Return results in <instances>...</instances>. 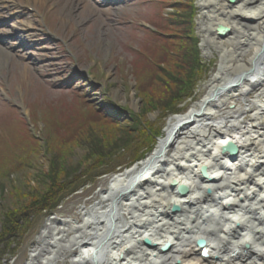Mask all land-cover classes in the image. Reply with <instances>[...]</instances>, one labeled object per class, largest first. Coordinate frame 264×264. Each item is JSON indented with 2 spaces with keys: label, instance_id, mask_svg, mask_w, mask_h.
<instances>
[{
  "label": "rangeland",
  "instance_id": "rangeland-1",
  "mask_svg": "<svg viewBox=\"0 0 264 264\" xmlns=\"http://www.w3.org/2000/svg\"><path fill=\"white\" fill-rule=\"evenodd\" d=\"M109 1L23 0L32 5L37 2L33 6L46 14L53 9L49 17L54 19L51 28L58 39L33 31L23 42L36 45L34 50L10 51L0 60V264L30 262L46 215L52 212L51 218L62 222L80 221L82 210L100 200L121 167L99 166L95 170L103 172L98 174L85 170L79 179L82 184L66 188L63 198L51 196L55 202L50 204L57 205L50 211L23 209L32 191L42 188L37 181L51 185L87 157L101 154L105 146L102 155L109 158L108 163H113L112 158L127 161L142 131L153 148L168 119L193 107L206 93L210 74L217 70L218 53L200 51L196 0ZM82 3L93 8L87 12ZM191 3L194 8L189 7ZM148 21L169 36V53L160 59L154 58L159 57L158 44L151 43L143 29ZM188 28L195 40L183 52L179 49L187 47L181 43ZM171 32L176 35L170 36ZM194 63L203 66V81H194L184 96L180 82ZM162 65L169 71L155 73ZM150 75L158 77L155 92L146 98L142 91ZM169 77H178L179 84ZM179 91L183 96L175 106ZM154 107L159 109L150 110ZM171 107L176 113L169 111ZM98 117L118 122L119 133L110 134L100 126L90 129L89 123L98 122ZM110 146H118L114 155ZM72 253L65 251L55 264H71Z\"/></svg>",
  "mask_w": 264,
  "mask_h": 264
},
{
  "label": "bare ground",
  "instance_id": "bare-ground-1",
  "mask_svg": "<svg viewBox=\"0 0 264 264\" xmlns=\"http://www.w3.org/2000/svg\"><path fill=\"white\" fill-rule=\"evenodd\" d=\"M196 1L200 51L219 55L206 93L80 221L48 219L27 264H264V0Z\"/></svg>",
  "mask_w": 264,
  "mask_h": 264
},
{
  "label": "trees",
  "instance_id": "trees-1",
  "mask_svg": "<svg viewBox=\"0 0 264 264\" xmlns=\"http://www.w3.org/2000/svg\"><path fill=\"white\" fill-rule=\"evenodd\" d=\"M189 7L190 8H193L192 3L189 4ZM188 24H189V21H188ZM183 35H184L182 37V42L183 43H181V45H182L181 47H184V48L186 46L187 47L185 48V51L183 49H179V50L180 51H183V52H187V49H188L189 44H192L191 41H194L195 39H194V35L191 33V30H189V28L187 29L186 33L183 32ZM192 35H193V37H192ZM178 37L180 38V36H178ZM194 49L195 48L193 47V51H194ZM168 53L169 52H167L165 55H167ZM188 60H189V57H188ZM194 61L197 63V61L195 59H194ZM165 69H166V66L165 65H162V66L159 67V69H158L159 71L155 70L156 71L155 73H160V72L162 73V72H165V71H169V69H166V70ZM188 69L189 70L185 74L186 75V78L184 77L185 79H183L180 82V84H182V89H184V91L182 92V94H184V96L188 95V93H189L188 89L191 88L192 83L194 81H197V80L201 79L203 77V75H204L203 73H205V71L202 70L203 69V66H198L197 67V66H195V63H194V66L193 65L192 66L190 65V67ZM171 74H173V73H171ZM158 75H156V76L150 75L151 81L148 82L147 86L144 87V90L142 91L144 97L149 98V93L155 92V90H153V88H154V85L156 83V80L155 79H157ZM169 79L171 81H174L175 84H179L178 83V79H179L178 77H169ZM182 96L183 95H181V97ZM181 97H180V91H179L178 94H177L176 102H174L175 103V106H176V104L178 102L181 101ZM172 105H174V104L172 103ZM171 108H172V110H169V111H172V112L176 113L174 107H171ZM155 109H159V108L154 107L153 109H150V110H155ZM144 114H146V111H142V115L143 116H145ZM103 118L104 117H102V118L101 117H98V119L96 120L98 122H95V123L90 122L89 125H88L89 128L92 129V128L96 127V126H100V127H104V128L106 127L107 130H108V132L110 134L117 135L119 133L118 131H120V129H119L120 127L117 124L118 122H114V121H111V120L108 121V120H105ZM97 123H100L101 125H99ZM109 135H108V137H109ZM137 136L138 137L136 139L139 138V141H136L135 144H137L138 146H137V148L133 149L129 153V154H132V157L129 160H127V161H124V160H116V159H113L112 158L111 159V162H113V163H108L109 158H107L105 155H102L103 154V151L107 148V146H105L104 149H103V151L101 152V154H96V155H94L92 157H87L85 160L82 161V164L80 163L81 165L75 166V168H73V171L72 172L67 173L66 175H63L62 178H59L58 180H55L53 182L54 184L52 183L51 185H49L48 182H45L44 180H41L38 177L40 179V181H37V182H39V184H42V185H39L38 183H37V185L41 186L42 188L41 189H38V190H35L34 189L32 191V194H31L32 196H31L30 200H28V202H25V206L26 207H23V209H25V208L30 209L31 208L33 210L38 209L39 211L40 210L50 211V210H52V208H54L57 205V202L50 204V202H55L54 201V198L51 199V196H53V194H56V196H59L58 199L63 198L64 193H66L65 192L66 188L71 187L72 189L71 188L70 189L73 190L76 186L82 184L81 181H83V180L80 181L79 179H80V177L82 175L84 176L88 172V169L95 170L99 166H106V165L114 166V169H115V166L116 167H123L125 165H129L132 162H134V161L142 158L145 154H147L148 152H150V150L152 149V147L150 146L151 145L150 144V141L145 140L146 134L144 133V131L140 132ZM117 147L118 146H116L115 148L114 147L111 148V146L109 147V149L110 148L111 149H114L113 152H112V155H114L115 152H117L116 151V148ZM127 150L128 149H126V151ZM140 150H142V151H140ZM129 154H127V155H129ZM101 155H102V157H101ZM114 160H116V161H114ZM85 170H86V173H85ZM101 172H103V171H100V170L97 171V170H95L94 173L98 174V173H101ZM43 175H45V171H43ZM50 176L52 177V179H54L52 173L50 174ZM83 176H82V178H83ZM76 183H78V184H76ZM28 205H29V207H27ZM0 236H1V234H0Z\"/></svg>",
  "mask_w": 264,
  "mask_h": 264
},
{
  "label": "water",
  "instance_id": "water-1",
  "mask_svg": "<svg viewBox=\"0 0 264 264\" xmlns=\"http://www.w3.org/2000/svg\"><path fill=\"white\" fill-rule=\"evenodd\" d=\"M226 29H227V28L224 27L223 25H219L218 28H217V30H218V32L220 33V35H222L223 32L226 31ZM218 35H219V34H218ZM225 149H226V151H229V153H235L236 150H237V149H236V146H235L233 143H228V146H227ZM179 190H180L181 193H183V192H185L186 188H184V187H180ZM178 209H179L178 206H175V207H174V210H178ZM145 242L147 243V245H152V243H151L149 240H146ZM204 244H205V240H203V239H199V240L197 241V245H198L199 247H203ZM168 247H169V243H167L166 245H164V246L162 247V250H166ZM203 255L206 256V255H207V252H206V251H203Z\"/></svg>",
  "mask_w": 264,
  "mask_h": 264
}]
</instances>
